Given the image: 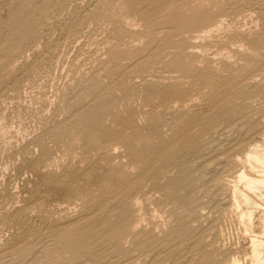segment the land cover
Listing matches in <instances>:
<instances>
[{"label":"rangeland","instance_id":"1","mask_svg":"<svg viewBox=\"0 0 264 264\" xmlns=\"http://www.w3.org/2000/svg\"><path fill=\"white\" fill-rule=\"evenodd\" d=\"M255 144L264 0H0V264H253Z\"/></svg>","mask_w":264,"mask_h":264},{"label":"bare ground","instance_id":"2","mask_svg":"<svg viewBox=\"0 0 264 264\" xmlns=\"http://www.w3.org/2000/svg\"><path fill=\"white\" fill-rule=\"evenodd\" d=\"M169 41V40H168ZM167 42V41H166ZM158 50V49H157ZM153 53V52H152ZM180 54V53H179ZM234 76V75H233ZM224 88V87H223ZM232 91V90H231ZM227 100V99H226ZM253 126V125H252ZM262 144V143H261ZM169 147V146H168ZM176 148V147H175ZM190 148V147H189ZM194 148H196L194 146ZM163 149V148H162ZM166 148H164L161 153L160 156L158 157V161L157 164H166L168 163L171 159H169V157L167 156L166 153ZM191 149V148H190ZM234 149V148H233ZM182 150V149H181ZM184 150V149H183ZM185 151V150H184ZM189 151V150H188ZM181 152V151H180ZM186 152V151H185ZM229 152V151H228ZM183 153V152H182ZM177 154V153H176ZM180 154V153H179ZM173 155V154H172ZM181 155V154H180ZM179 155V156H180ZM176 156V155H175ZM174 159V158H173ZM193 160V159H192ZM241 161V160H240ZM211 162V161H210ZM239 162V161H238ZM242 162V161H241ZM200 164V163H199ZM244 166V168H247L249 173L247 174L246 172H240V175L238 177V181L236 180V184L234 185V187H232V197L233 200L235 202V205L237 206L238 209H236V211L240 210L241 212V218L243 219V221H246V231L249 233H253V217H254V213L251 211H247L245 212V210H243L244 206H247L251 201V197L245 193L244 191H242L240 185H242V187L244 188L243 190H245L248 193H254V194H259L262 191H264V147L260 144H255L250 150H248L244 161L242 163ZM153 166V164H152ZM188 166V165H187ZM203 167V166H202ZM244 170V169H243ZM242 170V171H243ZM174 172V171H173ZM204 173V172H203ZM189 177V176H188ZM139 179V178H138ZM214 179V178H213ZM210 185V184H209ZM168 189V188H167ZM191 191V190H190ZM170 194V193H169ZM192 194V193H191ZM189 193V196L191 195ZM187 195V194H186ZM260 198L263 197V195L261 194V196H259ZM231 198V197H230ZM232 200V201H233ZM112 201V200H111ZM252 204V203H250ZM254 204V203H253ZM252 204V205H253ZM234 206V205H232ZM254 206H256V204H254ZM250 208V207H249ZM113 209V208H112ZM239 214V213H238ZM109 215V214H108ZM239 215V216H240ZM238 216V217H239ZM242 219H240V221H242ZM129 218L127 216H125L124 213H120V219L119 222L116 223L113 227L110 228V230L108 231V235L107 237L110 239H116L117 237H119L120 235H122L121 233L124 232V230L126 229V226L128 224ZM23 222V221H22ZM263 225H264V212H263ZM245 226V225H244ZM128 228V227H127ZM137 228V227H136ZM181 228V227H179ZM264 228V227H263ZM36 229V228H34ZM33 229V230H34ZM38 229V228H37ZM49 229V228H48ZM55 229V228H54ZM66 229V228H65ZM134 229V228H133ZM52 230V228H51ZM64 230V229H63ZM38 231V230H37ZM62 231V230H61ZM185 231V230H184ZM41 232V230H40ZM43 232V231H42ZM59 232V231H58ZM223 232V231H222ZM245 232V233H247ZM45 233V232H44ZM135 233V232H134ZM175 233V232H174ZM40 234V233H39ZM48 234V233H47ZM36 235V234H34ZM42 235V234H41ZM44 235V234H43ZM49 235V234H48ZM143 235V234H142ZM192 235V234H191ZM198 235V234H197ZM264 236V230H263V234ZM180 236V235H179ZM36 237V236H34ZM155 237V236H154ZM106 238V237H105ZM200 238V237H199ZM200 240V239H199ZM251 253L252 256L250 259H252L253 264H264V240H261L259 237H253L251 239ZM168 241V240H167ZM197 242V241H196ZM201 242V241H200ZM103 243V242H102ZM145 243V242H144ZM195 243V242H194ZM118 244V243H117ZM106 245V244H105ZM196 245V243H195ZM180 246V245H179ZM103 247V246H102ZM148 247V246H147ZM178 247V246H177ZM197 247V246H196ZM195 247V248H196ZM194 248V249H195ZM175 249V248H174ZM190 249V248H189ZM204 249V248H202ZM201 249V250H202ZM148 250V249H147ZM184 250V249H183ZM194 252H196V250H194ZM189 253V252H188ZM199 254V253H198ZM201 254V253H200ZM195 256V255H194ZM198 256V255H197ZM210 256V255H208ZM204 257V256H203ZM193 258V257H192ZM201 258V257H200ZM199 260V259H198ZM197 260V261H198ZM233 264H243L239 259H234L232 260ZM232 261L230 263H232ZM251 261V260H250ZM153 262V261H152ZM205 262V261H204Z\"/></svg>","mask_w":264,"mask_h":264}]
</instances>
